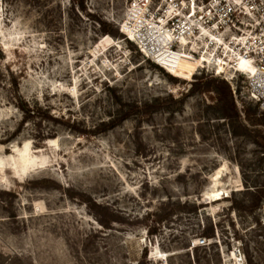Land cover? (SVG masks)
<instances>
[{"label":"rangeland","instance_id":"1","mask_svg":"<svg viewBox=\"0 0 264 264\" xmlns=\"http://www.w3.org/2000/svg\"><path fill=\"white\" fill-rule=\"evenodd\" d=\"M127 6L0 0V264H264V113L171 81Z\"/></svg>","mask_w":264,"mask_h":264},{"label":"built area","instance_id":"2","mask_svg":"<svg viewBox=\"0 0 264 264\" xmlns=\"http://www.w3.org/2000/svg\"><path fill=\"white\" fill-rule=\"evenodd\" d=\"M123 1L128 6L119 31L144 59L176 78L162 63L163 54L181 57L186 53L195 58L204 54L214 63L212 78L225 81L235 100L243 97L264 113V0ZM130 8H138L139 17L148 23L133 35L121 25ZM200 29L220 38L221 43L208 35L199 40ZM182 36L188 38L185 49L181 47ZM239 59L246 60L252 71L238 72ZM234 252L242 262L240 248Z\"/></svg>","mask_w":264,"mask_h":264},{"label":"bare ground","instance_id":"3","mask_svg":"<svg viewBox=\"0 0 264 264\" xmlns=\"http://www.w3.org/2000/svg\"><path fill=\"white\" fill-rule=\"evenodd\" d=\"M140 13L141 12L138 11V8H133V9L130 8L129 11H127V13H126V17H125L124 21L121 23L122 30L123 31H128V32H130V34L133 35V32L135 30H137L139 27H142L143 25H146V24L148 26V23H145L139 17ZM127 23L128 24L130 23V26H128ZM206 35H208L210 40L221 43V39L220 38L217 39L215 36H213L211 34H208V32L205 31L204 29H200V31H199V36L200 37L198 39L202 40V36H206ZM187 40H188V38H186L184 36H182V38L180 39L181 44H182L181 47L183 49H185L186 44L188 43ZM187 55H189V54H187ZM163 56H164V58H162V63L168 68L177 67L179 62H181L182 59H183V55L180 57V55L179 56H177V55L174 56V54H173L171 56L170 55L166 56L165 54H163ZM165 56H166V58H165ZM189 56H191V55H189ZM198 58L203 60V61L200 62L198 68L201 71H205L206 73H209V75L212 77L215 74V67H214L213 61L209 57L204 55V54L203 55H199ZM244 70H248L249 72H251L252 68H251V66L249 65V63L246 60L239 59L237 61V71L238 72H243ZM208 197L212 198V199H219L220 198L219 191H215V190L210 191L208 193ZM232 255H233V257L235 258V260L237 261L238 264H242L240 259L238 258V256L235 254L234 251H232ZM160 259H163V258L160 257Z\"/></svg>","mask_w":264,"mask_h":264},{"label":"trees","instance_id":"4","mask_svg":"<svg viewBox=\"0 0 264 264\" xmlns=\"http://www.w3.org/2000/svg\"><path fill=\"white\" fill-rule=\"evenodd\" d=\"M171 81H178L176 78H172L168 75H166ZM200 78H195V81L198 80ZM214 86L216 88V91L220 97V99L223 101L224 103V106L227 110L235 113V103H234V100H233V97H232V93H231V90H230V87L229 85L224 82V81H219V80H216V79H212V80H209L203 84L201 83H192L190 85V88L188 90L187 93H194V92H198L200 91L203 86ZM113 127V123L109 124V127Z\"/></svg>","mask_w":264,"mask_h":264}]
</instances>
